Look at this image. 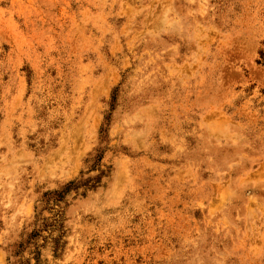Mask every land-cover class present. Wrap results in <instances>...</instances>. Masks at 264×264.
Wrapping results in <instances>:
<instances>
[{"label":"rangeland","instance_id":"obj_1","mask_svg":"<svg viewBox=\"0 0 264 264\" xmlns=\"http://www.w3.org/2000/svg\"><path fill=\"white\" fill-rule=\"evenodd\" d=\"M0 264H264V0H0Z\"/></svg>","mask_w":264,"mask_h":264}]
</instances>
